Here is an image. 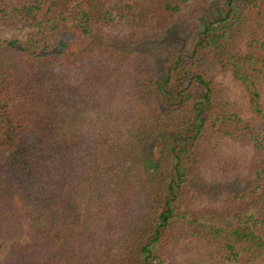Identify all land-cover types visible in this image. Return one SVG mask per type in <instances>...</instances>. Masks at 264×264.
<instances>
[{"label": "trees", "instance_id": "1", "mask_svg": "<svg viewBox=\"0 0 264 264\" xmlns=\"http://www.w3.org/2000/svg\"><path fill=\"white\" fill-rule=\"evenodd\" d=\"M222 1L0 0V264H264V0Z\"/></svg>", "mask_w": 264, "mask_h": 264}, {"label": "rangeland", "instance_id": "2", "mask_svg": "<svg viewBox=\"0 0 264 264\" xmlns=\"http://www.w3.org/2000/svg\"><path fill=\"white\" fill-rule=\"evenodd\" d=\"M229 0H223L222 2H216L214 3V17H211V19L214 21L216 20V12H226L229 7ZM187 31L191 33V40L188 43V46L185 49V53H191L192 49L194 48L197 38L195 37L197 35L198 30L194 28V25L187 27ZM38 29L33 28H26V29H9L5 28L0 25V39L1 40H9V39H17V40H27L31 37H34L38 34ZM221 78V77H220ZM219 88L223 89L225 97L233 102L234 104H237V106L240 108V112L244 117L248 116L247 113V107L246 102L244 99H242V92L241 89L230 79V78H222L219 80ZM218 88V89H219ZM261 106L264 109V89L261 94ZM189 135V130H182L178 131L176 133L172 134H166L161 136L160 141H155L152 144H150V148L148 151L149 154H151L153 151L156 153L158 151H161L162 149L167 153L171 150L174 142L178 143L182 141L185 136ZM154 145H156L157 150L155 151ZM166 146V147H164ZM148 147V148H149ZM221 158L222 159H228V160H236L238 159L239 162L242 164L246 162V154L245 151L238 150L235 148V146H232L231 144H225L221 147ZM214 166V165H213ZM210 180H214V169L210 172Z\"/></svg>", "mask_w": 264, "mask_h": 264}]
</instances>
